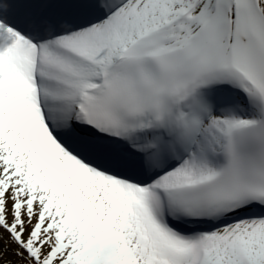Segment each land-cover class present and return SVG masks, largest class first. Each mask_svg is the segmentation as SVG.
Wrapping results in <instances>:
<instances>
[{"label": "snow or ice", "instance_id": "1", "mask_svg": "<svg viewBox=\"0 0 264 264\" xmlns=\"http://www.w3.org/2000/svg\"><path fill=\"white\" fill-rule=\"evenodd\" d=\"M0 264H264V0H0Z\"/></svg>", "mask_w": 264, "mask_h": 264}]
</instances>
